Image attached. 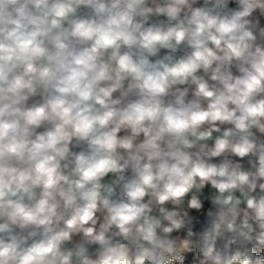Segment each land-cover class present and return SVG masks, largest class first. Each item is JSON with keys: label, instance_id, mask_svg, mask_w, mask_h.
I'll return each instance as SVG.
<instances>
[{"label": "clouds", "instance_id": "9594fccd", "mask_svg": "<svg viewBox=\"0 0 264 264\" xmlns=\"http://www.w3.org/2000/svg\"><path fill=\"white\" fill-rule=\"evenodd\" d=\"M0 264H264V0H0Z\"/></svg>", "mask_w": 264, "mask_h": 264}]
</instances>
